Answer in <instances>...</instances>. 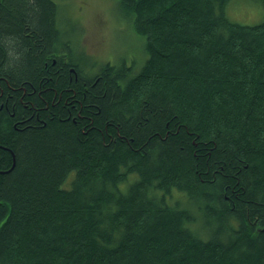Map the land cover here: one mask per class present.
Instances as JSON below:
<instances>
[{
	"label": "trees",
	"instance_id": "obj_1",
	"mask_svg": "<svg viewBox=\"0 0 264 264\" xmlns=\"http://www.w3.org/2000/svg\"><path fill=\"white\" fill-rule=\"evenodd\" d=\"M58 1L0 0V264H264V0H118L133 73Z\"/></svg>",
	"mask_w": 264,
	"mask_h": 264
},
{
	"label": "rangeland",
	"instance_id": "obj_2",
	"mask_svg": "<svg viewBox=\"0 0 264 264\" xmlns=\"http://www.w3.org/2000/svg\"><path fill=\"white\" fill-rule=\"evenodd\" d=\"M58 3L61 5L57 7L56 17L63 31L61 38L66 35L64 40L69 41L72 53L89 62L87 71L94 72L105 63L131 65L132 73L141 68L147 57L144 39L120 10L118 0H60ZM225 14L233 21L252 25L261 21L263 8L256 0H229ZM173 197V194L167 196Z\"/></svg>",
	"mask_w": 264,
	"mask_h": 264
},
{
	"label": "flooded vegetation",
	"instance_id": "obj_3",
	"mask_svg": "<svg viewBox=\"0 0 264 264\" xmlns=\"http://www.w3.org/2000/svg\"><path fill=\"white\" fill-rule=\"evenodd\" d=\"M58 3V2H57ZM56 8H57V6H56ZM65 41V40H64ZM64 52V54H63V61L64 62H67L68 61V59H69V53L68 52H66V51H63Z\"/></svg>",
	"mask_w": 264,
	"mask_h": 264
},
{
	"label": "bare ground",
	"instance_id": "obj_4",
	"mask_svg": "<svg viewBox=\"0 0 264 264\" xmlns=\"http://www.w3.org/2000/svg\"><path fill=\"white\" fill-rule=\"evenodd\" d=\"M64 21V20H63ZM65 25V24H64Z\"/></svg>",
	"mask_w": 264,
	"mask_h": 264
}]
</instances>
